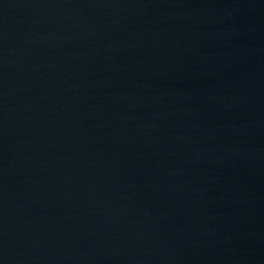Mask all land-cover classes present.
<instances>
[{"label":"water","instance_id":"water-1","mask_svg":"<svg viewBox=\"0 0 264 264\" xmlns=\"http://www.w3.org/2000/svg\"><path fill=\"white\" fill-rule=\"evenodd\" d=\"M0 264H264V0H0Z\"/></svg>","mask_w":264,"mask_h":264}]
</instances>
